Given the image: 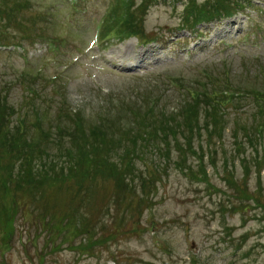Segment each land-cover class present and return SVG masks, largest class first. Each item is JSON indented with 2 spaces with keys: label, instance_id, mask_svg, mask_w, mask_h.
<instances>
[{
  "label": "rangeland",
  "instance_id": "1",
  "mask_svg": "<svg viewBox=\"0 0 264 264\" xmlns=\"http://www.w3.org/2000/svg\"><path fill=\"white\" fill-rule=\"evenodd\" d=\"M71 1L0 0V47L31 45L0 48V130H44L54 141L69 125L59 120L62 109L73 119L83 114L88 132L109 119L122 139L109 149L117 167L105 168L88 193L49 190L45 201L33 200L28 185L16 195L21 162L0 147V264H264V2L230 25L182 30L184 0ZM123 13L160 43L107 36V23ZM130 63L138 68L125 71ZM202 89L218 95L219 109L206 106L208 97L193 106ZM154 99L168 115L179 112L203 160L182 159L178 143L161 136L151 146L130 144L123 131L151 127L160 113L149 114ZM190 109L191 124L183 121Z\"/></svg>",
  "mask_w": 264,
  "mask_h": 264
},
{
  "label": "trees",
  "instance_id": "2",
  "mask_svg": "<svg viewBox=\"0 0 264 264\" xmlns=\"http://www.w3.org/2000/svg\"><path fill=\"white\" fill-rule=\"evenodd\" d=\"M230 5L231 4L228 6ZM129 13L126 15L123 13V16H120L115 23L111 25L107 24V32L111 35L123 34L126 37L140 34L139 30L133 26L134 23L132 20H129ZM220 16L224 15L216 10L213 0L204 5H198L197 0H190L184 18L185 23L192 27L194 26L193 23L196 25L202 22L212 21ZM215 93L216 92L213 94ZM202 97L206 98L204 93H200L199 95H194L193 93L192 98L194 105H192L194 107H196L195 105L199 106ZM209 97L211 96L209 95ZM205 100L207 102L206 106H208L212 112L216 111L218 107L212 103L214 99L211 97ZM158 104L159 102L156 99H154L152 103H149V114L151 117L152 114L155 113V110L160 109V105ZM62 107L64 108L66 106ZM162 110L163 109L159 110L160 113L157 114L159 117H157L156 114L152 117L153 121L151 127L147 125L144 131L139 125L136 129L130 128V130L125 129L124 131L121 129V131H123L126 136L132 137V140L129 142L134 148L137 146V143L142 140L144 143L146 142L145 145L151 146L148 142L150 141L152 143L161 136L164 140V144L170 146L171 143H178L177 151L183 155L182 159H184L185 156L191 155L197 157L200 152H197L194 147L192 130L183 133L184 131H182V129L184 123L182 121H177L179 112L168 115L165 110ZM61 112L63 115L59 114V120L61 121L66 118V122L69 125L66 127L60 125L58 127L57 140L54 141H50L52 134L46 133L44 130L40 133V136H43L42 138H39L40 136L35 137L31 135L30 131H26V127L22 130L20 128L18 136L13 135L12 137H10V130H6L4 133H1L2 129L0 130V147L6 149L11 156L16 157L15 159L18 160V163L21 162V166L16 175L15 184L13 185L15 186L16 195L25 192L27 185L29 187L27 189V194L28 196L30 195L33 200H39V197H41L45 201V195L53 190L62 193L64 191L69 192L72 188H75L83 189V191L86 190V193H88L91 190V186H95V184L98 185V183H96V178L99 174L103 173V179L105 178L107 175V170L105 168L117 167L111 162L112 159L109 157V149L114 146L116 142H119L116 147L122 148V139L119 140L116 138L117 133H114L115 124L112 120L102 119V122H99L100 124L96 126L95 129L88 132L83 126L85 122L83 114L78 113L73 119L69 111L62 109ZM196 114V109L186 110V118H184L183 121H188L190 124L192 120L197 122V118H195ZM136 115H139V112H136ZM207 118L212 119V114L208 112ZM172 124H175V126H172ZM180 133H183L182 135L184 138L178 136ZM2 134L6 136L4 139L1 138ZM235 137L237 138V135H235ZM64 138H68L70 141L65 144L63 141ZM151 138L153 139L150 140ZM182 140H185V143H181ZM236 141L238 148L241 146L244 147L243 144L239 142L238 138ZM55 144L60 146L58 155L55 154L56 149L52 147V145ZM125 152H127L126 156H128L129 153L133 155V151L130 149L126 148ZM201 158L203 159L202 156ZM46 159L47 162L45 163ZM43 160L45 161L41 164L40 161L42 162ZM131 166L132 165L128 167ZM244 167L245 169L248 168L246 164H244ZM204 170L205 167H201V171L204 172ZM109 175H111L110 178L114 177L113 174ZM11 178H14V176L11 175ZM204 180L208 181L206 177ZM13 186L9 185L8 189L12 191ZM244 193L245 192L242 191V194ZM255 202L258 203V200L256 199ZM45 210L48 211V207H46ZM37 212H39V216L40 213L44 215L42 207H38ZM78 234L80 233L78 232Z\"/></svg>",
  "mask_w": 264,
  "mask_h": 264
},
{
  "label": "bare ground",
  "instance_id": "3",
  "mask_svg": "<svg viewBox=\"0 0 264 264\" xmlns=\"http://www.w3.org/2000/svg\"><path fill=\"white\" fill-rule=\"evenodd\" d=\"M125 50H126V49H125ZM125 50L122 52L123 54H125V53H126V51H125Z\"/></svg>",
  "mask_w": 264,
  "mask_h": 264
}]
</instances>
